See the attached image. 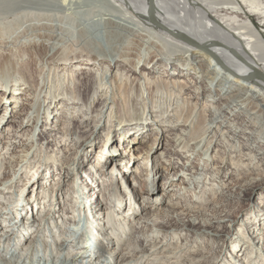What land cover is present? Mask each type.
<instances>
[{
	"label": "bare ground",
	"instance_id": "1",
	"mask_svg": "<svg viewBox=\"0 0 264 264\" xmlns=\"http://www.w3.org/2000/svg\"><path fill=\"white\" fill-rule=\"evenodd\" d=\"M53 3L54 0L25 2L0 0V18L10 13L18 19L21 17L19 15L31 14L33 8H38L40 11L35 15L39 20L41 19L39 17L47 14L42 18L46 19V22L33 23L18 33L15 31L18 30L17 26L16 29L12 28L9 31L6 28L0 29V111L4 107V113L0 114V127L3 129L5 125L8 126V134H13L9 137L10 142L13 144L17 141L18 128L24 123L25 116L32 108L21 111L17 109V104L21 101L24 105L28 96H31V102H27V105H33L32 101L37 96L40 106L44 103L50 108L52 118L57 115L59 109H63L65 113L70 108H74L78 102L67 97L60 83L56 82H62L66 76L68 80H74L77 67H80L79 70L89 69L95 75V80L93 84L92 80L80 83L82 98H88L92 92L93 104L103 99L102 109L107 105L108 100L113 98L108 102L105 114L108 117L109 130L114 126V131L117 128L126 130L128 136L124 134L121 143L127 147H123L124 154L119 156L115 152L117 135L115 134L116 138H114L115 135L112 137L107 134L104 145L101 146V155L97 157V153L94 152L87 156L83 168L92 164L95 166L96 163L102 165L98 161L104 153L106 157L103 159L105 165H102L103 169L106 167L107 170L109 166L115 168L121 164L123 167L125 161L123 157L127 158L130 155L133 157V153L128 155L125 154L126 151L140 150L137 159L143 171L139 170L136 174L147 173L150 158L157 149H152V151L155 149L153 155L148 149L141 151L137 140L140 143H144L145 140H139L136 136L147 133L150 128L148 130L145 128L153 124L147 123L145 126L143 122H139L144 115H139L138 110L133 114H123L121 107L116 106L115 101L117 98L126 99L133 96L132 101L139 104L141 79H146L147 75L144 71L150 67L148 79H150L149 75L154 79L153 87H149L150 96L154 99L158 96L156 91L164 89L165 93L162 92L161 99L164 100V105H167L166 111L169 108H172V111L179 107L183 108L182 113L174 121L167 122L162 117L155 122L157 128H151L155 133L149 136L148 148H152L155 138L165 129L168 130L170 127L176 129L175 126L181 124L185 126L179 130L180 133L171 130V136H168L170 142L166 144L165 152L162 153L165 154L166 159H163L161 164L152 163L150 166V170L155 172L161 168L168 173L170 170H175L173 176H167L168 181L164 185L165 191L169 187H174L176 190L168 196L169 199L166 201L168 209L165 210L168 219H163L161 223L172 222L169 213L180 209L182 213L179 215L178 227H189L197 233L195 236L194 233L186 234L181 231L180 234L184 235L185 242L182 241L175 248H166L160 256L157 254L162 241L156 243L150 241L145 246L144 243L149 241L146 239L148 235H143L146 233L137 232L130 241L119 237L120 241L127 244L124 252L119 253L115 249L105 250L103 244L106 243L107 248L112 245V241L108 240L111 235H107L103 236V239L108 240L105 243L96 242L104 251L102 252L99 249H92L94 245L84 240L87 236L85 232L82 233L85 220L81 218V220L67 221L62 217L59 222L55 217L51 219L47 213L39 221L43 226L35 230L37 232L33 235L34 240L23 245L25 252L22 256L18 258V247L15 244L11 243L9 246L7 243L4 248L10 260L6 259L5 253L0 252V264H13L11 260L15 257L18 258L16 264H115L113 259L116 256L113 255L117 253L120 254L118 264H205L210 256L208 249L200 251L193 243L188 244V242L198 235L206 238L207 233L203 231L211 228L217 227L216 236H219L218 233L221 231L224 233L223 223L230 212L229 210L226 213L228 206L226 204L232 198V194L236 197L248 198V195L264 190V0H95L89 3L90 8L85 17L89 19L95 12L96 16H100L101 31L111 45L109 51L98 41L90 39L86 30L81 33L83 39L87 41L85 45L65 49L58 47V43L55 42L57 37L55 31L60 28L53 25V22L50 23L55 19L54 14H49L47 11L41 14V11L49 10ZM130 37L133 40L130 41ZM134 43L139 47L145 46V52L143 53L141 48H135L136 45L132 47L131 44ZM132 48L137 52L134 53ZM26 57L28 61L23 63ZM138 68L143 75L131 78ZM109 73L111 82L106 81ZM41 77L42 83H40ZM132 86L135 87V92H132ZM39 87L40 92L37 95ZM42 92L44 94L41 100ZM198 104L202 109L198 108L197 114L193 117ZM153 108L154 104L149 107L150 113L154 112ZM47 112L48 110H44L43 114ZM176 113L178 114V111ZM183 113L184 117H182ZM13 115L20 119L15 120V127L8 123ZM39 117L40 110L36 115H29L27 123L33 119L32 123L38 125ZM197 117L200 118L198 124ZM187 128L189 130L185 133ZM53 140H48V145ZM107 142L109 143L105 146ZM29 143L34 142L32 140ZM24 145L26 144L23 143L22 146ZM22 151L25 152L19 155L16 161L17 163L26 161L24 172L27 173L28 168L32 169L37 164H40L39 167L43 164L41 155L37 154L36 149L32 155L30 149ZM11 160V156H3L0 160V171L4 169V175L6 172L9 173L13 166ZM62 167L63 164L51 166L53 168L51 172L59 169L62 172ZM65 168L67 169V165ZM181 170L190 172V175H202L192 182L193 190L185 181L178 183L181 178L177 175L181 174ZM9 181H11L9 177L5 182L0 180V193H5V190L11 186L12 182L8 184ZM221 181H224L223 187L220 186L223 192L217 193L213 184ZM185 196L202 197V200H194L192 205L188 203V207L184 209L179 207L181 205L178 200ZM7 209L3 203L0 205V219H2L0 224H5L0 229V247H3V242L9 240L8 232L12 230L11 228L19 229L15 228L18 225L15 219L7 222L5 218L9 213L6 212ZM255 211H258L257 216L255 215V218L258 217V223H263L264 196L260 202L255 203L250 213ZM14 214L18 213L14 212ZM26 215L23 214L22 217ZM20 221L23 225L24 219ZM51 223L56 224L58 230L51 229V236L46 242L41 236L35 238L46 228H51ZM61 223H65L66 226H61ZM103 223L105 221L97 224L98 233H103L108 228L112 229L111 221H108L107 225ZM21 224L18 226L20 227ZM113 226L112 235L116 229V226ZM28 227L30 229L32 227L31 220ZM118 227L126 228V225L120 224ZM23 229L24 234L29 232L27 227ZM78 232L81 244L74 236ZM245 236L243 235L242 238L244 239ZM22 239L23 237H20V241ZM96 239L100 240L99 237ZM261 239L264 240V237H259L258 243L262 241ZM246 242L248 243L247 240ZM117 245L119 247V243ZM254 246L255 244H251V247ZM41 247H47L49 253L41 252ZM75 247L77 248L74 249ZM68 250H72L70 257H67ZM150 254L153 256L149 257ZM54 256L57 258L53 260ZM196 257L200 259L194 260ZM148 258L150 260L147 261ZM172 258L177 260L168 263L167 261ZM250 262H254L253 259H250Z\"/></svg>",
	"mask_w": 264,
	"mask_h": 264
},
{
	"label": "rangeland",
	"instance_id": "2",
	"mask_svg": "<svg viewBox=\"0 0 264 264\" xmlns=\"http://www.w3.org/2000/svg\"><path fill=\"white\" fill-rule=\"evenodd\" d=\"M23 1L25 2L26 0ZM62 1L54 0L53 5L48 8L49 10L41 11V14L47 11L49 14H54L55 16V19L50 21V23L53 22V25H56L60 28L55 31L57 35L55 42L58 43V47L65 49L66 47L77 48L81 45H85L87 41L83 39L81 33L83 30H86L90 39L98 41L107 51H109L111 45L107 41L106 36L101 31L102 27L99 25L100 16H96L97 13L95 12L91 18L87 19L85 17L86 13L88 12L87 10L90 8L89 3L95 0ZM31 11V14L23 16L19 15L21 17L18 19L13 16V14L7 13L9 16L4 14V16L0 18V29L6 28L9 31L12 30V28L16 29L17 26L18 30L16 29L15 31L18 33L24 31L30 25H33V23L35 24L47 21L46 19H42L47 16V14L43 15V17H39L41 18L40 20L37 19L35 15L40 12L38 8H33ZM131 38L132 37L129 39L130 41L133 40ZM131 45L132 47H134L133 45H136L135 48H141V51L143 53L145 52V46L139 47L137 43ZM131 50L134 53L137 52L136 49L132 48ZM27 57L23 63L28 61L29 57ZM79 68L80 67H77V71H75L74 80H68L66 76L62 81L63 83L61 81L56 82L60 83L64 90V94L67 97L75 99V101L78 102L74 108H70L65 113H63V109H59L57 111V115L52 118V115L50 114V108H47L44 103L40 106L39 102L37 101V96L32 101L33 105H27V102H31V96H28L24 105L21 103V101H19V104H17V109H21V111H23V109L32 107V110L30 109L29 114L25 116L23 120L24 123L18 128L19 137H17V141L13 142V144L10 142L9 137H11L13 134H8V126L5 125L3 129L0 127V160L3 158V156H11V163H13L10 172H6L7 176L4 175V169L0 171V180H2V182L8 180V177L11 180L8 184H11L10 182H12L11 186L5 190V193H0V205L3 203V205L9 209L6 210V212H9L5 217L7 222L15 219L16 223L19 225L22 222L20 220L24 219V223L23 225L21 224L20 227L16 224L17 227L15 228L19 229L13 230V228H11L12 230H9V240L3 242V247H0V252L7 255V260H10L7 252H5L7 243L9 246L11 243L15 244L18 247V258L21 257L25 252L23 245L25 242L27 244L29 241L34 240L33 235L37 232L35 230L43 226V223L40 225L39 221L41 220V217L47 213L51 219H54L55 217L57 220H59V222L62 220V217H65L67 221L70 219H73V221L75 219L81 220V218L82 220H85L82 233L85 232L87 236L84 240L91 243V245H94L92 249H99L102 252L104 251L100 249V246L97 245V243H105V241L108 240L112 241V245L111 247L107 248L106 243L103 244L105 250L115 249L118 253L121 251L124 252L127 244H125L124 241H120L118 238L123 237L125 240L130 241L132 236L138 232L139 234L146 233L143 235H148L146 239H149V241L144 243L145 246H147L150 241H154L155 243L162 241L157 254L160 256L162 252L166 250V248H175L185 240V237H183L184 235L180 234L181 231L185 232L186 234L194 233L195 235V233H197V231L189 227H178V224H180L179 215L182 213L180 209L178 211L169 213L168 216L171 220H173L172 222H167L164 224L161 223L163 219H168V217L165 215V210L168 209V203L166 202L169 199L168 196L173 193V190H176L174 187H169V189L165 191L164 185L166 181H168L167 176H173L175 170H170L172 173H168L162 168L156 172L155 170H150L152 163L161 164L162 160L166 159L165 154L163 155L162 153L165 152L166 144L170 142V137L168 136H171V130H173L175 133H180L179 130L185 126L181 124L175 126L176 129H172V127H170L168 130L165 129V132L163 131L162 133L163 135L160 133L159 137L157 136L155 138V143L153 144L152 148L149 149V136L155 133L151 128L156 129L157 125L155 122H157L162 117L163 120L165 119L167 122L174 121L177 119L179 114L182 113L183 107H179L173 111L171 110L172 108H169L166 111L167 105H164L165 102L163 99H161L162 92L165 93L164 89H159L156 91V94L158 95L155 97L156 99H153L150 96L149 87H153L154 79H151L152 75H149L150 79H148L150 67H147V70L144 71L146 72L145 75H147V77L146 79H141V99L139 100V104H135L132 101L133 96L126 99L123 97L117 98L115 103L116 106L121 107L120 109L122 110L123 114H133V112L138 110L140 113L139 115H144L143 118L139 119V122H143L145 126L147 123L153 124L145 128V130L150 128L147 133L136 136V138L139 140H145L144 143H140V141L137 140L141 147V151L143 149H148V151H151V154L153 155L154 150L157 149V152H155V154L150 158L148 172L136 174V172L139 170L143 171L142 165L137 159L138 155L140 154V150L134 152H132V150L129 152L126 151L125 154L128 155L133 153V157L131 155L127 158L123 157L125 161L129 159L126 163L123 161V167L121 164V166H117L115 168H111L112 166H109L110 168H107V170L106 167L103 169L105 166L103 164V159L106 157V153H104V156H101V160L98 161L99 164L104 165L103 167L102 165H98L95 162V166L92 164L84 169L83 164L86 162L87 156L92 155L94 152L95 154L97 153V157L99 154L101 155V146L104 145L103 142H105L107 134L112 137L115 134L117 135L118 140L115 142V152H117V155L122 156L125 151L123 147L127 146L122 144L121 141H123L124 134H127L128 136V132H125L126 130L122 129L118 130V128V131H114V126L112 129L110 128L111 130H109L108 117H106L105 114L108 107V102L112 101L113 98L108 100L107 105L103 109V99H99L93 104L92 100L94 95L92 92L88 98H82L79 88L80 83H83L87 80H92L91 83H94L95 75L93 72H90L89 69L83 70L82 68L79 70ZM120 72L121 71H119V73ZM141 72L138 68L136 73L131 75V78H134L135 76H142L143 73ZM172 72L173 70H171V73ZM40 79V83H42L43 78L41 77ZM110 80L111 78L109 73L106 81L111 82ZM133 87L134 86H132V92H135L136 89ZM39 92L40 87L38 88L36 94L38 95ZM43 94L44 92L41 93V100ZM153 104L154 112L150 113L149 107H152ZM202 104L203 103H201V105ZM198 108H200V104H198L197 108L195 109L193 117L197 114ZM101 109L102 113L100 112ZM200 109H202V106ZM38 110H40L38 125L32 123L33 119L27 123L28 116L36 115ZM44 110H48L47 114L45 115L43 114ZM177 111L178 114L176 113ZM3 113L4 107L0 111V114ZM184 113L182 117H184ZM6 114H8V112ZM197 118L198 124L200 118ZM15 120L18 121L20 119H17L15 115H13L10 117L8 123L15 127ZM17 123L18 122H16V124ZM188 130L189 128H187L185 133H187ZM24 133H26V135H23ZM116 135L114 138H116ZM52 139L54 140L48 145V140ZM32 140L34 143H29ZM111 141L109 140V142ZM109 142H107L105 146ZM178 142L179 141H177V144ZM6 143L11 145L7 146ZM23 143L26 145L22 146ZM201 147H199L198 150H200ZM153 148L155 149L152 151ZM26 149H30L31 155L36 149L37 154H40L41 159L43 160V164H41L40 167V164H37V166L33 167L32 169L28 168L27 173L24 172L27 165L26 161H23L22 163H17L16 161L17 157L19 155L21 156L23 152H25L22 150ZM34 154H36V151ZM94 157H96V155ZM44 161L48 162L44 163ZM74 161L76 162L74 163ZM58 164H63V171L60 172L59 169V171L51 172L53 169L51 166H56ZM64 164L65 167L67 165V169L64 167ZM118 168L120 170H118ZM213 175H215L214 172ZM201 176L202 175H190V172L181 170V174L177 175V177L181 178L179 179L178 183L185 181L187 186L191 187V190H193L194 184L192 182L197 177ZM208 177H210V174ZM223 184L224 181H221V183L214 182L213 185L215 191H218L217 193L223 192ZM263 193L264 190L252 195H248V198H240L232 194V198L229 199L228 204H226L228 205V209L226 208V213L229 210L230 212H228L227 219L223 223V226L225 227H221L224 233L221 231L218 233L219 236H216L218 230L217 227L211 228L203 231L204 233H207L206 238H201L198 235V237H195L196 239L194 238V240L188 242V244L193 243L195 248L199 249L200 251L208 249L210 256L207 258L208 260L206 259L204 262L205 264H256V262L258 264H264V240L261 239L262 241L258 243V238L264 237V221L261 224L258 223V217L255 218L258 211L250 213L252 208H254L255 203L260 202L263 199ZM194 200L200 201L202 200V197L191 198L190 196H185L178 200L180 203L179 205H181L179 207H183L185 209L188 207L187 204L189 203L192 205ZM14 212H17L18 214H14ZM23 214H27L26 217H22ZM30 220L32 222L31 229L28 227L30 225ZM0 221H2V219H0ZM102 221H105L103 225H107V222L111 221L112 229H114L113 225L116 226L113 235L111 234L112 229L110 230V228H108L103 233H98L99 230H96L98 227L97 224L100 222L102 223ZM120 224L122 226L126 225V228H119L118 225ZM55 225L56 224L51 223V228H46L42 234L36 235L35 238L41 236V239H44L46 242V239L51 236L50 230H58ZM62 225L66 226L65 223H61V226ZM4 226L5 224L1 223L0 229H2ZM24 227H27V230H29L27 234L23 233V231H25L23 229ZM79 232L74 235L76 236L77 241L79 239ZM107 235H111V238L108 240L103 239V236ZM243 235H246L244 239L242 238ZM20 237H23L22 241H20ZM97 237H99L100 240L96 239ZM81 242L82 241L79 239L78 243L81 244ZM117 243H119V247ZM251 244H255V246L259 247H251ZM78 246L80 247V245H77V247ZM240 248L242 249L241 251ZM72 250H68L66 252L67 257H70ZM40 251L43 253H49L47 247H41ZM118 253L113 255L116 256V258L113 259L115 264L119 263L120 254ZM151 255L152 254H150L149 257H151ZM56 256L53 257V260L57 258ZM1 257L5 258V256ZM18 258L15 257L13 260H11V263L16 264ZM197 258L198 257H196V259L194 258V260L198 261L200 259ZM250 259H253L255 263L250 262ZM148 260H150V258H148L147 261ZM175 260H177V258H172L167 262L170 263Z\"/></svg>",
	"mask_w": 264,
	"mask_h": 264
},
{
	"label": "water",
	"instance_id": "3",
	"mask_svg": "<svg viewBox=\"0 0 264 264\" xmlns=\"http://www.w3.org/2000/svg\"><path fill=\"white\" fill-rule=\"evenodd\" d=\"M150 16H151V13H150Z\"/></svg>",
	"mask_w": 264,
	"mask_h": 264
}]
</instances>
